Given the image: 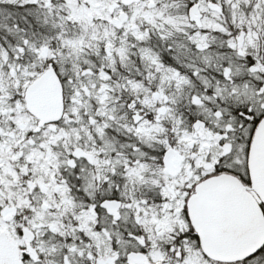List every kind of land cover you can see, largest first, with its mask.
Here are the masks:
<instances>
[{
    "label": "snow or ice",
    "instance_id": "1",
    "mask_svg": "<svg viewBox=\"0 0 264 264\" xmlns=\"http://www.w3.org/2000/svg\"><path fill=\"white\" fill-rule=\"evenodd\" d=\"M0 264H264V0H0Z\"/></svg>",
    "mask_w": 264,
    "mask_h": 264
}]
</instances>
